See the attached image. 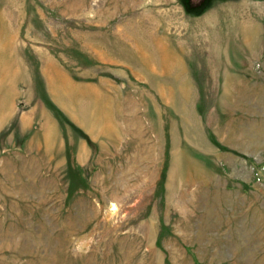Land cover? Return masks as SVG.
Listing matches in <instances>:
<instances>
[{"label": "rangeland", "instance_id": "1", "mask_svg": "<svg viewBox=\"0 0 264 264\" xmlns=\"http://www.w3.org/2000/svg\"><path fill=\"white\" fill-rule=\"evenodd\" d=\"M0 264H264V0H0Z\"/></svg>", "mask_w": 264, "mask_h": 264}]
</instances>
